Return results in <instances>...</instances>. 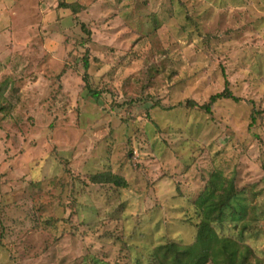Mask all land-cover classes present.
I'll use <instances>...</instances> for the list:
<instances>
[{
	"label": "clouds",
	"instance_id": "clouds-1",
	"mask_svg": "<svg viewBox=\"0 0 264 264\" xmlns=\"http://www.w3.org/2000/svg\"><path fill=\"white\" fill-rule=\"evenodd\" d=\"M64 2L69 6H78L79 10L73 12L69 8L59 7L60 0H23V7L18 14L13 13L16 19L10 16L0 23V79L4 75L12 78L0 103L8 102L13 105L12 111L0 112V117L3 118L0 119V186L5 193L27 185L29 180L42 182L46 194L43 202L48 203L50 210L56 215L62 216L65 215L62 208L68 207L72 202H75L74 207L83 203L87 193L98 195L105 188L111 189L114 186L105 181L118 173L121 176L127 173L129 191L137 193L134 198H126L129 199L131 213L135 216L137 212L143 213L156 201L168 207L166 200L175 195L172 189L167 193L159 191L156 182L159 172L150 171L143 166L133 172L137 160L149 167L160 164L161 169L167 171L163 167V155V160H166L174 172L175 168L172 166L177 163L176 157H196L188 174L189 180L199 168H207L209 171L223 169L225 179L230 180L233 168L240 163L238 190L244 188L249 180L264 177V171L257 167L264 145L251 135L239 139L229 138L227 131L233 127L232 117L237 109L251 107L247 101L255 100L258 109L264 108V0H243L242 4L228 5L229 16L235 17L232 27L243 33L238 39H229L228 45L219 42V39H228L223 27L203 29L205 33L212 31L219 39L210 37L201 43L204 41V36L201 35L197 40L200 52V61L195 65L197 70H204L208 75L215 72L218 79L227 80L233 95L239 99V104L230 105L228 116L210 117L200 112L199 104L196 109L189 110L184 101L191 95L190 92L169 93L159 87H148L142 78L131 86H122V75L117 74L112 78L106 75L114 58L106 59L105 53L94 52L93 55H98L104 63L88 70V79L79 84L78 95L65 86L63 77L56 79L60 74L59 68L51 64L48 66L50 88L46 96L47 103L43 105L46 111L41 113L40 120L32 123L27 120V116L32 107L30 101H34L35 97L26 87V82L38 75V72L30 64L31 58L50 51L48 43L55 41L63 52L69 70L74 75H83L82 64L76 62L78 56L68 53L79 52L76 41L87 39L80 30V24L91 25L93 20L99 18L98 0ZM130 7L131 5L125 11L130 10ZM10 8L9 3L3 4L5 14ZM69 41L73 43V49L65 47ZM150 47L147 43L143 47L138 46L142 54L135 62L136 68L146 66L145 59ZM253 53L255 57L252 56ZM241 54H245L244 61L238 63L236 58ZM256 58H259V68ZM153 59L159 60L160 57L157 55ZM148 63L152 61L149 60ZM219 64L223 65V73ZM253 78L256 80L254 88L248 84ZM171 83H175V80ZM88 85L93 90H99L102 95L98 98L91 96ZM13 87L17 89L15 93L12 91ZM181 113H190L193 120L189 121L187 116L184 119H173ZM201 119L207 121L206 130L200 136L190 135L191 125ZM13 122H17L15 128L11 127ZM184 142L189 143L188 148L182 146ZM153 143L156 151H151ZM209 144L213 147L208 148ZM129 147L148 151L139 153L129 162L125 157ZM201 148L204 149L202 154ZM221 149L223 151L216 156L215 152ZM146 156L150 159H146ZM121 164L125 165L124 169H120ZM244 164H251V168L243 167ZM36 169H39L38 177L32 175ZM248 172H251V176L245 178ZM207 179L206 176L205 184ZM204 186L197 185L196 188ZM260 187H264V184ZM197 194H192L193 200ZM133 200L139 201V204L133 203ZM248 201L259 206V218L252 219L250 211V226L243 238L234 232L224 233L236 239L241 248L248 247L250 237L259 235L264 239V196L253 200L248 194ZM32 203L29 202V206ZM35 203L39 204L41 201ZM190 205L191 201L183 205L185 211ZM9 214L13 215L16 222L6 221L0 234V264H42L43 256L50 255L53 251L50 247L42 255L45 241L51 244L52 237L60 236L61 233L49 235L43 227L38 231L34 230L32 223L23 214ZM192 218H196L195 214H192ZM183 231L181 229L174 235L170 234V238L195 243V237L186 239L182 235ZM127 239L126 235L125 240ZM26 240L30 241L27 245L24 243ZM253 261L254 264L256 261L264 264V250L258 251Z\"/></svg>",
	"mask_w": 264,
	"mask_h": 264
},
{
	"label": "rangeland",
	"instance_id": "rangeland-1",
	"mask_svg": "<svg viewBox=\"0 0 264 264\" xmlns=\"http://www.w3.org/2000/svg\"><path fill=\"white\" fill-rule=\"evenodd\" d=\"M242 2L243 0H98L99 18L93 20L91 25L80 24V30L87 39L76 41L79 52L68 53L78 56L76 62L82 64L83 75H74L69 70L63 52L55 41L48 43L50 51L31 58L30 64L37 70L38 75L26 82V87L35 97L34 101H30L32 107L29 109L27 120L35 123L41 119V113L46 111L43 105L47 103L46 96L50 88L48 66L51 64L59 68L60 74L56 79L63 77L65 86L78 95L79 84L88 79V70L104 63L98 55H93L94 52L105 53L106 59L114 58L113 65L106 75L109 78L117 74L122 75V86H131L142 78L148 87H159L169 93L190 92L191 95L184 101L189 110L196 109L199 104L200 112L210 117L228 116L230 105L239 104V101L220 98L213 103L210 111L201 107L209 104L211 95L222 92L225 88L232 94L233 91L229 88V82L218 79L215 72L208 75L204 70H197L195 65L200 61L197 40L201 35L204 36L201 43L210 37L219 39L212 31L205 33L203 29L206 27H223L224 35L228 39H219V42L225 45L229 44V39H238L243 33L232 27L235 17L229 16L228 5L235 6ZM4 3L11 5L6 14ZM129 5L130 10L125 11ZM22 7L23 0H0V23L10 16L16 19L13 13L18 14ZM59 7L69 8L73 12L79 10L78 6H69L64 0H60ZM109 40L112 42L108 43ZM145 43L151 45L145 59L146 66L136 68L135 62L142 54L138 46L143 47ZM85 44L90 46L84 47ZM65 47L73 49V43L69 41ZM157 55L160 59L154 60L153 57ZM244 55L237 56L238 63H243ZM252 56L255 57V53ZM256 59L259 68V58ZM149 60L152 63L149 64ZM218 67L223 73V65L219 64ZM11 80L9 75L0 79V100L4 99L3 93ZM173 80L175 83H171ZM248 84L254 88L255 78ZM12 91L15 93L17 89L13 87ZM88 92L96 98L102 95L99 90H93L91 85H88ZM189 102L195 103V106H190ZM247 103L251 105L250 108L237 109L232 117L233 127L227 129L229 138L239 139L251 135L264 145V113H261L264 108L258 109L255 100H249ZM12 109L11 103H0V112L7 113ZM185 116L189 121L193 120L190 113L177 114L173 119H184ZM206 124L207 121L201 119L191 125L189 134L200 136L206 130ZM16 126L17 122L11 125L13 128ZM182 146L188 148L189 143L184 142ZM212 147V144L208 145V148ZM147 151L129 147L125 153L126 160L132 162L139 153ZM151 151H156L155 143ZM222 151L223 149L215 152V155L219 156ZM203 152L204 149L201 148L200 153ZM261 157L257 167L264 171V152ZM146 159L150 157L146 156ZM176 159L177 163L172 166L175 168L174 172L166 160H163V155V167L168 169L167 171L162 170L160 164L149 167L143 161H135L133 172L142 166L159 172L156 177L159 191L167 193L172 189L175 192V195H171L165 202L168 207L156 201L143 213L137 212L135 216L132 215V205L126 198H134L137 193L134 190L129 191L127 173L123 176L117 174L125 179V187H116L110 182H105L114 187L105 188L98 195L85 194L83 203L74 207L75 202H72L68 207L62 208L65 213L62 216L56 215L50 210L49 204L43 202L46 194L42 182L29 180L27 185L12 189L10 193H5L0 186V234L6 221L16 222L9 213L23 214L25 219L32 223L34 230L38 231L43 227L49 235L60 232V236L52 237L51 244L45 241L42 255L47 253L50 247L53 251L50 255L43 256L42 264H254L253 257L258 251L264 250V239L259 235L250 237L248 247L241 248L236 239L224 233L234 232L243 238L250 226V211L252 219L259 218V206L249 203L248 194L253 200L264 196V187H260L264 184V177L249 180L244 188L238 190V163L232 170L230 180L225 179L224 171L220 168L211 171L199 168L189 180L188 174L196 162V157ZM124 167V164L120 165V169ZM243 167L250 169L251 164H244ZM32 175L38 177L39 169L34 170ZM206 176L208 179L205 184ZM249 176L251 172L245 174V178ZM202 184L205 186L196 188ZM193 193H198L194 200ZM200 196L207 201L201 207L197 201ZM38 200L41 203L36 204L35 201ZM117 200L120 202L115 203ZM189 201L191 205L185 211L183 205ZM29 202H33L31 206ZM133 203L138 205L139 201L133 200ZM205 205H210V210L207 211L209 221L206 220L202 208ZM192 214H195V219ZM181 229L184 230L182 235L186 239L194 236L195 243L170 238V234L174 235ZM29 242L26 240L24 243L27 245ZM255 264L259 262L256 261Z\"/></svg>",
	"mask_w": 264,
	"mask_h": 264
},
{
	"label": "trees",
	"instance_id": "trees-1",
	"mask_svg": "<svg viewBox=\"0 0 264 264\" xmlns=\"http://www.w3.org/2000/svg\"><path fill=\"white\" fill-rule=\"evenodd\" d=\"M220 98L232 99L235 102L239 101L238 97L234 96L227 88H225L222 92H219V93H216L214 95H211L210 98H209V104L208 105H205V106L202 105L201 107L204 108L207 111H210V107L213 105V103L217 99H220ZM188 104L190 106H195V103H193V102H189ZM261 113H264V110H262ZM252 121H254V118H253ZM105 182H110V183H112L116 187H125L126 186L125 179L123 177L119 176V175H115L113 177H110ZM198 199L199 200H197V201H198L200 207H201V205L203 203H206L207 202L201 196ZM202 208L204 209V212L206 214V220L209 221L208 212L207 211L210 210V205L202 206ZM203 225H205V224H203ZM191 264H197V263L196 262H191Z\"/></svg>",
	"mask_w": 264,
	"mask_h": 264
}]
</instances>
